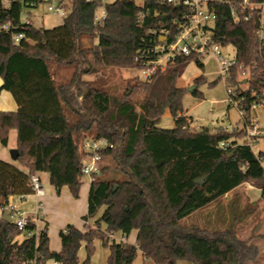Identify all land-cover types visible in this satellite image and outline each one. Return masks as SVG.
I'll return each instance as SVG.
<instances>
[{
	"label": "trees",
	"instance_id": "obj_1",
	"mask_svg": "<svg viewBox=\"0 0 264 264\" xmlns=\"http://www.w3.org/2000/svg\"><path fill=\"white\" fill-rule=\"evenodd\" d=\"M237 1V0H231ZM264 2V0H253ZM63 22L53 28L36 27L31 9L46 0H0V77L2 90L12 93L16 111H0V141L7 146L11 129L18 130V161L26 169L0 159V205L7 207L12 195L33 193L31 176L47 172L58 190L68 186L80 197L82 169L87 156L86 139H104L108 146L99 153L100 165L93 172L89 209L84 220L103 214L86 230L69 224L61 229L62 248H50L47 227L35 234L36 223L28 218L26 228L0 216V264H92L95 241L109 247L107 264H134L141 251L155 264H250L260 247L253 237L242 239L237 230H209L184 225L183 220L238 189L252 183L264 201V151H255L245 128L215 132L192 131L193 118L184 113L186 90L178 84L191 61L203 67L199 54L177 55L165 68L157 67L148 78L136 76L121 95L87 81L84 75L101 74L109 68L148 67L158 58L154 47L161 31L175 37L177 23L189 6L160 0H62ZM105 7L104 21L96 11ZM216 13L215 37L235 48L237 63L227 76L226 86L238 85L243 106L264 100V44L258 39V15L240 23L230 18L225 0H208ZM25 13V17H23ZM143 15V19L141 18ZM25 33L20 42L13 35ZM95 40H98L95 42ZM73 69L71 76L57 77ZM248 69L247 83L239 79ZM195 78L191 92L202 97ZM216 84V81L210 85ZM169 110L175 125H159ZM222 142L229 143L223 147ZM114 169L119 174L104 176ZM205 176L203 183L196 179ZM102 224L105 228L102 229ZM137 230V243L117 241V232ZM30 233V234H29ZM170 234L172 242H166ZM22 236V239L20 238ZM86 245L82 262L79 250Z\"/></svg>",
	"mask_w": 264,
	"mask_h": 264
},
{
	"label": "rangeland",
	"instance_id": "obj_2",
	"mask_svg": "<svg viewBox=\"0 0 264 264\" xmlns=\"http://www.w3.org/2000/svg\"><path fill=\"white\" fill-rule=\"evenodd\" d=\"M108 0L107 2H110ZM53 3H43L38 8L31 9L33 14V22L36 27L53 28L60 25L65 15L60 13H54L48 9V5L53 6L63 5L62 0H53ZM104 6H101L96 11V18L101 19L103 17ZM98 40H95L97 42ZM229 59L234 58L235 48L232 44H226L224 47ZM203 67L199 66L195 61H191L186 68V72L178 80V84L183 86L186 90L193 85H196L195 78L204 75L207 79L205 83L200 84L199 90L202 92V97L194 96L191 92H186L183 97L184 113L193 118L190 128L192 131L200 130L201 128H207L210 132H215L218 128L223 126H229L231 130L234 127L238 129L242 128L243 120L241 119L238 108L235 105H230L228 102V91L226 86V79L221 75L220 66L215 57L209 54L201 57ZM73 69L61 72L57 74L58 78L63 75L71 76ZM248 75V74H247ZM246 75V78L249 76ZM136 76L143 78L144 74L142 69L137 68H109L101 74L84 75L83 78L87 81H98L96 84L102 88H108L113 94L121 95L127 89L129 82H132ZM243 81L242 77H239ZM216 81V84L210 85L211 82ZM255 114H263V107H258ZM256 115V116H258ZM159 125L164 128H172L175 125L173 116L169 110H166L161 118ZM258 124L261 126L264 132V122L260 121ZM253 149L257 152L264 151V139L257 143H251ZM99 165H112V162L108 159H104L99 162ZM46 172H40L39 175L42 178L44 185H47ZM122 173L116 172L113 168L106 171L104 176L110 174ZM89 176L83 175L82 181L89 182ZM257 193V190L253 191ZM253 194V193H252ZM104 206L101 207L93 218V225L101 217L104 211ZM263 211V212H262ZM97 218V219H95ZM264 222V210H260L255 206H251L250 203L242 202L238 204H231L225 199L218 200L213 206L200 209L183 220L184 225H198L202 228L209 230L224 229L233 226L242 239H249L253 233L256 234L253 237V242L256 243L262 253H260L259 259H264V226L254 229L256 221ZM44 222L40 221V225ZM92 225V226H93ZM104 224H102L103 227ZM44 227V226H43ZM37 228L35 234H39L44 228ZM105 227V226H104ZM48 231V230H47ZM136 230L132 233V240H135ZM166 242L171 243L172 237L170 234L165 235ZM137 241V239H136ZM109 253V247L104 246L102 241L97 239L95 241V252L93 254L94 259L91 258L92 264H107V256ZM92 256V257H93ZM85 248L82 250L80 260L84 262ZM258 261V260H257ZM257 261L250 262V264H256ZM134 264H155L152 260L146 259L139 253V256ZM177 264H191L186 260H179Z\"/></svg>",
	"mask_w": 264,
	"mask_h": 264
},
{
	"label": "built area",
	"instance_id": "obj_3",
	"mask_svg": "<svg viewBox=\"0 0 264 264\" xmlns=\"http://www.w3.org/2000/svg\"><path fill=\"white\" fill-rule=\"evenodd\" d=\"M3 3H8L11 0H1ZM53 0H46L48 3H53ZM106 2L108 0H100ZM163 2L180 4L183 3L188 5L190 8L186 12L181 20H174L177 23V30L175 37L168 40L169 30L164 29L161 31V37H165V40L160 41L154 47L155 52L158 54V58L155 61L148 62V67L142 68L143 78H148L149 75L155 71L157 67L165 68L169 61L175 58L177 55H190L192 53L199 54L203 57L205 54L212 55L219 63L221 75L223 77L229 76L231 68L237 63L235 55L234 58L229 59L226 57L227 53L224 50L225 44L216 39L213 27L216 22V13L207 7L208 0H160ZM230 6V18L234 23H240L243 19H249L256 11L258 15L259 27L257 29L258 39L264 44V2H257L253 0H225ZM48 9L54 13H60L65 15L66 9L63 5L53 6L48 5ZM25 17V13H23ZM105 18V16H104ZM104 18L97 19L98 22L104 21ZM143 19V15H141ZM11 26L9 23H0V31H8ZM25 37V33H18L13 35V41L18 43ZM248 74V75H247ZM246 75L249 76V70L245 69L240 72L239 77H242L243 83H247ZM238 85L229 86L228 91V102L230 105H235L240 113L241 119L243 120L242 128L247 131V138L250 143H257L264 139V132L261 126L258 124L259 119L255 112L258 107H263L264 100L261 102H253L250 105L243 106V101L246 100L245 95L238 94ZM238 127H234L236 129ZM224 131H231L229 126H223ZM223 147H228L229 143L222 142ZM108 146L104 139H93L88 138L85 140L83 147L87 153L84 159L83 173L90 177V181L94 182L93 172L99 169V162L101 161V155L99 151L102 148ZM31 184L33 189V195L38 197L37 211L42 208V202L40 197L44 194V185L38 175L31 176ZM8 207V205H7ZM12 211H15L17 219L14 221L19 229L26 228L28 217L25 212L17 210L12 207ZM30 234V233H29Z\"/></svg>",
	"mask_w": 264,
	"mask_h": 264
},
{
	"label": "crops",
	"instance_id": "obj_4",
	"mask_svg": "<svg viewBox=\"0 0 264 264\" xmlns=\"http://www.w3.org/2000/svg\"><path fill=\"white\" fill-rule=\"evenodd\" d=\"M104 16H105V10L103 11L102 18H104ZM17 109H18V105L12 93L8 90H2L0 93V111H16ZM258 119L261 122L262 121L264 122V111L262 115L261 114L258 115ZM17 131L18 130L16 129L10 130L7 146L3 145L0 141V159L7 161L8 163L10 162L22 169H25L20 164L21 162H19L17 159H13L11 155V151L13 149H17L18 147ZM39 173L40 172H38L37 175L40 177L42 181V178L39 175ZM45 174H47L46 175L47 185L43 184L45 191L44 194L39 198L40 201L42 202V208L39 211H37L38 197H36V195L33 194H29L26 196L12 195L9 197L8 207H4L0 205V216L3 217V214L5 213V211H7L8 214L11 216L12 221H15L17 219V215L15 211H12V207H14L17 210H21L22 212H25L27 217L33 220L36 223V227L38 228L39 227L42 228L43 226L45 227L46 223H48L47 230L50 238V244H51L50 248L54 251H60L62 248V241L60 238L61 229H65L67 225L73 224L79 229L86 230L85 228L87 225H93V218H89L88 221L84 220V216L88 214V209H89V191H90L91 181L89 178V182H83L80 190V197L75 198L71 194V191L68 186H64L60 190H58L56 186L51 184L49 174L47 172ZM255 190H257V193L253 192ZM260 196H261L260 189L258 187H255L252 183L249 184L247 182L242 184L238 189L227 193L223 199L235 205L247 201L248 203L251 204V206H255L260 210H264V201L260 199ZM215 203L207 207H211ZM41 220L44 221L42 222L43 223L42 225H40ZM261 225L264 226V222L262 223V221L260 220L256 221L253 230L258 229V227H261ZM104 226L105 224L103 225L102 229L105 228ZM133 232H131L129 235H124L122 232H117L116 234H114L113 237L117 241H127L138 245L136 241L138 231L136 230V235L134 236L135 240H132L131 238ZM254 235L256 236L255 233H253L252 236ZM259 235L264 236V234L261 233H259ZM20 238L22 239V236H20ZM83 248H85V256H86V245L83 244V246L79 250V258H81ZM139 253L140 251L138 252V256ZM109 254H110V250L108 256ZM92 259H94V256L92 257ZM257 260H255L257 261L256 264H264V259L261 260L258 258ZM48 264H59V263L54 261H49Z\"/></svg>",
	"mask_w": 264,
	"mask_h": 264
},
{
	"label": "water",
	"instance_id": "obj_5",
	"mask_svg": "<svg viewBox=\"0 0 264 264\" xmlns=\"http://www.w3.org/2000/svg\"><path fill=\"white\" fill-rule=\"evenodd\" d=\"M163 40H165V37H161V41H163ZM3 79L0 77V86H2L3 85ZM195 85H193V86H190L189 88H188V91L189 92H192L194 89H195ZM202 130V129H201ZM11 155H12V158L13 159H18V155H19V151H18V149H13L12 151H11ZM205 176H203V177H201V178H198V179H196L195 180V182L196 183H198V184H201V183H203L204 182V180H205ZM3 218L6 220V221H11L12 219H11V216L8 214V212L7 211H5V213L3 214Z\"/></svg>",
	"mask_w": 264,
	"mask_h": 264
}]
</instances>
